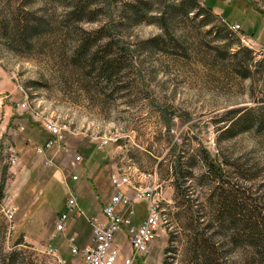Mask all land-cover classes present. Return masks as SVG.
Masks as SVG:
<instances>
[{"label":"rangeland","instance_id":"1","mask_svg":"<svg viewBox=\"0 0 264 264\" xmlns=\"http://www.w3.org/2000/svg\"><path fill=\"white\" fill-rule=\"evenodd\" d=\"M251 38L264 46V0H0V92L11 98L0 104V264L70 260L68 236L91 241L88 218L126 153L164 183L167 221L139 264H260L264 51ZM46 119L64 138L41 154ZM174 144L182 188L168 180ZM96 162L102 183L86 170ZM70 189L85 215L55 235ZM224 196L242 210L221 209Z\"/></svg>","mask_w":264,"mask_h":264},{"label":"built area","instance_id":"2","mask_svg":"<svg viewBox=\"0 0 264 264\" xmlns=\"http://www.w3.org/2000/svg\"><path fill=\"white\" fill-rule=\"evenodd\" d=\"M232 28L238 30L241 25L232 23ZM250 40L253 46H260L259 49L264 51V46L257 40ZM9 99V94L0 92V104ZM16 104L26 108L27 100ZM43 126L49 137L44 144L37 147L41 154L56 145L61 146L64 138L62 126L56 121L46 119ZM118 138L117 133L102 137L100 145L105 146ZM76 158L82 160L81 155ZM17 159L18 152L12 148L11 161L16 163ZM46 162L51 163L49 160ZM73 178L78 179V175H73ZM111 183L114 191L103 204L101 213L88 218L92 226L91 241L82 247L77 242V233H70L68 242L72 258L67 260L58 255L60 264H139L149 252L151 244L167 221L162 206L164 183L159 179L158 171L142 170L130 162L111 174ZM143 200L147 201V215L138 220L137 204ZM17 209L14 204L8 206L5 209L6 216L12 219ZM82 215H85V211L70 189L66 210L59 214L56 222L55 235L67 232L74 218ZM119 236H123L125 245H129L130 253L126 252L125 245L117 243Z\"/></svg>","mask_w":264,"mask_h":264},{"label":"trees","instance_id":"3","mask_svg":"<svg viewBox=\"0 0 264 264\" xmlns=\"http://www.w3.org/2000/svg\"><path fill=\"white\" fill-rule=\"evenodd\" d=\"M202 8L204 10L211 11L213 7L212 5H206L205 7H202ZM162 116L164 118V121L166 122L167 131H169L171 129V122L173 119L171 116H168L166 114V111L164 109L162 110ZM237 122H239V119ZM253 124H254V119L250 121V124L248 125V127H251ZM173 147H174L173 149H174L175 158L172 160V166H171L172 174H173V177L176 176V185L178 186V188H182L183 183L181 182V179L184 176L183 168L186 165L185 164L186 162L183 160L185 152L183 150L182 152L176 153L177 144H174ZM212 164L214 163H209L210 169H211ZM233 203L234 204L228 203V198L224 196L221 202L219 203V205L221 209L227 210L230 212V214L234 215L235 211L242 210V208L239 207L238 205L239 203H237L236 200ZM257 247H258L257 248L258 250L256 251V254H257L256 261H259L260 264H264V243L263 241H261V243Z\"/></svg>","mask_w":264,"mask_h":264},{"label":"crops","instance_id":"4","mask_svg":"<svg viewBox=\"0 0 264 264\" xmlns=\"http://www.w3.org/2000/svg\"><path fill=\"white\" fill-rule=\"evenodd\" d=\"M132 161H134V159H133V156L131 155V153H126V154H124L123 156H122V158L120 159V162H119V164H117V165H114L113 167L114 168H117V166L118 165H121V166H123L124 164H126V163H132ZM135 162V161H134ZM158 163V162H157ZM136 164V163H135ZM153 169H156L157 171H158V167L157 166H155ZM153 169H151V170H153ZM86 170H87V172H88V176H90V175H92L93 176V178L95 179V181H97V182H99V183H102L103 181H104V178H105V175H106V168L105 167H99L98 165H97V162L96 163H94L92 166H89V167H87L86 168ZM158 173H159V171H158ZM160 175V174H159ZM172 179H173V174H172V170H171V172H170V176H168V180L169 181H172ZM110 185H111V188H113L112 187V183H111V179H110ZM144 205H145V203H138L137 204V208H138V212L139 213H143L144 211H143V209H144Z\"/></svg>","mask_w":264,"mask_h":264},{"label":"bare ground","instance_id":"5","mask_svg":"<svg viewBox=\"0 0 264 264\" xmlns=\"http://www.w3.org/2000/svg\"><path fill=\"white\" fill-rule=\"evenodd\" d=\"M48 120H52V119H48Z\"/></svg>","mask_w":264,"mask_h":264}]
</instances>
